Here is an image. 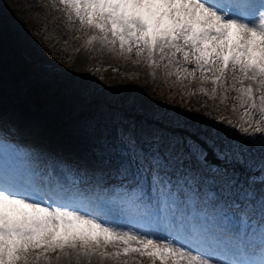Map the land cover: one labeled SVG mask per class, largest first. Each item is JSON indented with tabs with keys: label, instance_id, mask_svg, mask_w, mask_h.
I'll return each mask as SVG.
<instances>
[{
	"label": "snow or ice",
	"instance_id": "1",
	"mask_svg": "<svg viewBox=\"0 0 264 264\" xmlns=\"http://www.w3.org/2000/svg\"><path fill=\"white\" fill-rule=\"evenodd\" d=\"M59 3L70 23L92 31L86 45L135 56L153 78L162 67L165 83L199 81L212 100L233 93L236 122L205 115L246 139L213 129L181 135L163 117L121 123L114 135L89 125L92 167L0 139V264H51V253L76 264H139L137 255L151 264H264V0Z\"/></svg>",
	"mask_w": 264,
	"mask_h": 264
},
{
	"label": "rangeland",
	"instance_id": "2",
	"mask_svg": "<svg viewBox=\"0 0 264 264\" xmlns=\"http://www.w3.org/2000/svg\"><path fill=\"white\" fill-rule=\"evenodd\" d=\"M61 6L59 0H0V74L7 80L1 86L4 91H15L16 86L23 83L33 86L35 104L43 110V107L51 108L61 102L66 108L71 95L82 102L89 101L86 113L77 114L73 119L76 120L73 129L82 127L92 137L93 143L97 140L89 125L98 126L99 132L114 135L118 125L129 122L125 121L120 110L130 101L138 103L145 122L154 124L155 118L163 117L171 132L198 135L213 129L226 140L239 142L246 139L235 129L205 115L219 114L236 122L242 109L230 110L233 93H230L228 101L221 102V95L212 100L199 93V81L180 84L174 82L175 78H167L168 83H165L162 67L155 69L153 78V69L146 63L133 66L118 53H107L98 43L86 45L87 38L75 42L67 34L70 22L66 15L61 12L62 19L55 15ZM7 33L12 35L15 43H11ZM76 49L80 51L77 53ZM113 68L120 71H113ZM203 86L212 87L210 83ZM13 100L25 103V100ZM91 103L102 104L104 113L91 112L95 109ZM235 103L239 105V101ZM259 140L258 135L255 141L257 148ZM209 159L217 163L211 154ZM58 254L51 253V261L62 264L63 259L56 260ZM143 260L151 262L147 258ZM80 264L86 262L82 260ZM92 264L114 262L94 258Z\"/></svg>",
	"mask_w": 264,
	"mask_h": 264
},
{
	"label": "bare ground",
	"instance_id": "3",
	"mask_svg": "<svg viewBox=\"0 0 264 264\" xmlns=\"http://www.w3.org/2000/svg\"><path fill=\"white\" fill-rule=\"evenodd\" d=\"M61 8L62 6L57 8L55 14L59 16V19H62L61 12L65 14L63 9L61 11ZM66 31L75 42L82 41L93 34L91 30L81 29L78 23H70V27ZM106 51L109 54H114V52L107 49ZM134 60L135 56L129 60L133 66L144 64H136L133 62ZM6 81L5 77L0 74V114L3 117V127H0V139L32 152L46 150L58 154L68 162L79 164L81 167L95 165L96 143H93L92 137L82 127L73 129V126H76V120L73 119L77 114L86 113L89 108L87 105L90 104L89 101L82 102L75 95H71L66 108L61 102L51 108L43 107V110L35 104L34 96L36 93L32 89L33 86L23 83L16 86L15 91L9 92L4 91L1 87ZM6 92L12 96H7ZM13 98L22 102L25 100L26 104L16 102ZM91 105L95 107L91 112L104 113L102 104L91 103ZM120 111L123 113L125 121H129L128 123L140 124L145 122L144 115L140 113V106L136 101L127 102L126 106ZM115 114L119 115L117 112ZM205 222L210 227L215 226L213 221L208 218H205ZM228 222L233 227L239 225L238 218L235 217H229ZM216 223H223V219H218ZM143 259L139 256L135 257L139 264H151V262H146ZM69 263L76 264V261L62 260V264ZM51 264H56V261L52 260Z\"/></svg>",
	"mask_w": 264,
	"mask_h": 264
},
{
	"label": "trees",
	"instance_id": "4",
	"mask_svg": "<svg viewBox=\"0 0 264 264\" xmlns=\"http://www.w3.org/2000/svg\"><path fill=\"white\" fill-rule=\"evenodd\" d=\"M7 35L10 37V41H11V43H15L16 42V40H14V39H12V35H9L8 33H7ZM8 38V37H7ZM8 43H9V41H8ZM10 44V43H9ZM11 45V44H10ZM21 70V69H20Z\"/></svg>",
	"mask_w": 264,
	"mask_h": 264
}]
</instances>
